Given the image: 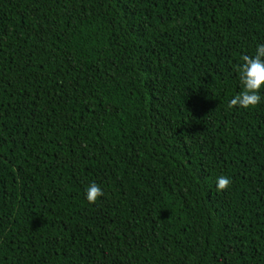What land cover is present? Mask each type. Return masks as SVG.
Segmentation results:
<instances>
[{
  "label": "trees",
  "instance_id": "trees-1",
  "mask_svg": "<svg viewBox=\"0 0 264 264\" xmlns=\"http://www.w3.org/2000/svg\"><path fill=\"white\" fill-rule=\"evenodd\" d=\"M258 43L264 0H0V264H264Z\"/></svg>",
  "mask_w": 264,
  "mask_h": 264
},
{
  "label": "clouds",
  "instance_id": "clouds-1",
  "mask_svg": "<svg viewBox=\"0 0 264 264\" xmlns=\"http://www.w3.org/2000/svg\"><path fill=\"white\" fill-rule=\"evenodd\" d=\"M240 91L228 101L229 108L251 109L264 102V43L255 46L254 53L243 57V63L239 68ZM232 183L228 175L216 177L217 191L227 190ZM85 199L94 203L104 195L102 187L96 183H90L84 189Z\"/></svg>",
  "mask_w": 264,
  "mask_h": 264
}]
</instances>
